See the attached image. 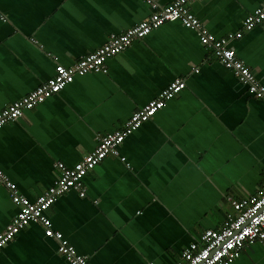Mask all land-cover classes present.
I'll use <instances>...</instances> for the list:
<instances>
[{"label":"crops","instance_id":"1","mask_svg":"<svg viewBox=\"0 0 264 264\" xmlns=\"http://www.w3.org/2000/svg\"><path fill=\"white\" fill-rule=\"evenodd\" d=\"M262 2L200 0L189 8L223 37ZM150 13L143 0H0V110L51 78L57 64H74ZM231 46L264 85V22ZM107 65L0 128V169L34 201L54 183L58 162L73 167L99 136L184 78L186 88L125 138V161L108 156L84 177V197L69 190L46 212L91 264H179L205 230L222 227L229 197L258 192L264 100L180 21L134 40ZM17 212L0 183V232ZM0 264L69 262L43 225L30 222L0 250ZM232 264H264V240Z\"/></svg>","mask_w":264,"mask_h":264},{"label":"built area","instance_id":"2","mask_svg":"<svg viewBox=\"0 0 264 264\" xmlns=\"http://www.w3.org/2000/svg\"><path fill=\"white\" fill-rule=\"evenodd\" d=\"M143 1L151 9V13L144 20L120 34H113L106 43L94 52L80 57L74 64H57L55 74L51 78L0 110V128L18 120L26 110L59 93L66 85L72 83L76 76L93 72L107 73V61L110 57L125 50L134 40L145 37L152 30L170 21H180L188 28L198 29L202 43L210 48L217 60L245 83L254 96L264 100V85L231 46V42L241 38L244 31L264 22V0L245 17L242 29L229 32L223 37L211 33L189 8L191 2L200 0H174L165 5L161 4L160 0ZM186 86L184 78H176L156 98L136 110L120 128L99 136L97 146L73 167L58 162V176L54 183L34 201L21 194L17 185L0 169V183L7 186L12 201L18 207L16 216L0 232V250L23 227L30 222H39L43 225L46 236L58 241V250L69 264H91L88 255L78 253L63 233L53 228L47 210L69 190H76L84 197V177L108 156H117L125 161L126 158L120 152L125 138L152 118ZM228 201L231 209L226 212L222 227L218 230H205L199 241L191 243L183 251L182 262L179 264H232L247 245L264 240V180L256 194L239 199L229 197Z\"/></svg>","mask_w":264,"mask_h":264},{"label":"snow or ice","instance_id":"3","mask_svg":"<svg viewBox=\"0 0 264 264\" xmlns=\"http://www.w3.org/2000/svg\"><path fill=\"white\" fill-rule=\"evenodd\" d=\"M229 55H231L230 53H229ZM62 71V70H61Z\"/></svg>","mask_w":264,"mask_h":264}]
</instances>
